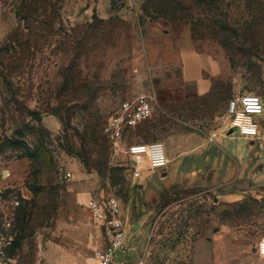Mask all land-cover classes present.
Listing matches in <instances>:
<instances>
[{"label":"rangeland","instance_id":"rangeland-1","mask_svg":"<svg viewBox=\"0 0 264 264\" xmlns=\"http://www.w3.org/2000/svg\"><path fill=\"white\" fill-rule=\"evenodd\" d=\"M147 1L0 0V264H87L82 202L100 193L119 200L131 264H264V112L259 138L226 129L230 97L264 100V0ZM157 46L198 56L185 72ZM142 93L152 116L112 143L104 120ZM190 135L214 142L132 175L128 145Z\"/></svg>","mask_w":264,"mask_h":264},{"label":"built area","instance_id":"built-area-1","mask_svg":"<svg viewBox=\"0 0 264 264\" xmlns=\"http://www.w3.org/2000/svg\"><path fill=\"white\" fill-rule=\"evenodd\" d=\"M264 112V100L254 93H238L226 103V129L236 127L242 137L259 138L260 125L255 118ZM153 114L150 95L142 93L118 103L102 126V133L116 144L124 134ZM161 141L135 142L127 147L133 176H139V166L146 164L149 170L162 169L168 163L166 149ZM70 178L71 173L66 172ZM89 211V219L99 232L98 244L86 257L87 264H131L132 248L126 238L125 220L119 200L112 195H90L82 202ZM257 254L264 256V238L257 245Z\"/></svg>","mask_w":264,"mask_h":264},{"label":"crops","instance_id":"crops-1","mask_svg":"<svg viewBox=\"0 0 264 264\" xmlns=\"http://www.w3.org/2000/svg\"><path fill=\"white\" fill-rule=\"evenodd\" d=\"M154 51V54H156L158 51H160V48L157 46L156 48L154 47L153 49ZM163 56V58L169 62H172V61H175L177 59H183L185 61V63L183 65H185L184 67V71L186 72L189 68L186 62V56H198V54L193 51V50H190L188 51L187 49L185 51L183 50H175L173 48H170V47H165L163 48L161 51H160ZM189 52V53H188ZM187 54V55H186ZM192 58V57H191ZM189 77V76H188ZM213 143V138L211 137V139L207 140L205 138H197L195 136H188L186 137V139H180L179 142H176L175 144H171V143H166V145L164 147H166L167 149V158H168V163L166 164V166L164 168H162L161 171H164L165 174L168 173V166L171 165L173 162H175V160L179 159V157H182L184 156L185 154H197L199 153V149L203 148L204 145H208L209 143ZM216 143V142H215ZM252 142H250V144H252ZM169 146H180L181 148L179 149L180 153H177L178 151H174L171 147ZM182 146H188L189 148H193L191 151H187V152H184ZM212 149V148H211ZM207 160H205L206 162ZM171 171L172 169L174 170V166L175 165H171ZM211 166H208L207 168H210ZM203 170V165H201V163H197V165L195 164L194 167H186L185 168V172L184 174L187 175V173H193L195 175H197L198 173H201V171ZM208 170V169H207ZM168 175V174H167ZM166 175V176H167ZM178 178L175 179V181L177 180ZM174 181V182H175ZM95 228H96V239H97V244H98V240H99V232H98V228L97 226L94 224ZM92 236H95V235H92ZM87 263V262H86Z\"/></svg>","mask_w":264,"mask_h":264},{"label":"trees","instance_id":"trees-1","mask_svg":"<svg viewBox=\"0 0 264 264\" xmlns=\"http://www.w3.org/2000/svg\"><path fill=\"white\" fill-rule=\"evenodd\" d=\"M157 1H160V2H157ZM166 0H148L146 3L148 4V3H150L151 5H155V7H156V10L157 9H160V6H164L165 5V2ZM170 2H175V0H169ZM253 1L254 0H247V6H248V8H249V10H251V6L250 5H252L253 4ZM157 2V3H156ZM177 3V2H176ZM256 4L258 5V9H259V7H261V6H264V5H262V3L261 2H256ZM158 6V7H157ZM143 7H146V4H143ZM177 7H180V5H179V3H177ZM177 7H175V8H173V10H175V9H177ZM260 9H262V8H260ZM259 9V10H260ZM161 10V9H160ZM260 11H262V10H260ZM262 16H264V14H262ZM223 41V42H222ZM221 42L224 44V40L222 39L221 40ZM146 121V120H145ZM140 124V123H139ZM138 124V125H139ZM103 126V125H102ZM101 132H102V127H101ZM103 134V133H102ZM103 136L106 138V136L103 134Z\"/></svg>","mask_w":264,"mask_h":264},{"label":"water","instance_id":"water-1","mask_svg":"<svg viewBox=\"0 0 264 264\" xmlns=\"http://www.w3.org/2000/svg\"><path fill=\"white\" fill-rule=\"evenodd\" d=\"M235 130H236V127H231V128L228 129L227 133L229 134V133H231V132H233V131H235ZM256 250H257V249L254 248V251H256Z\"/></svg>","mask_w":264,"mask_h":264}]
</instances>
